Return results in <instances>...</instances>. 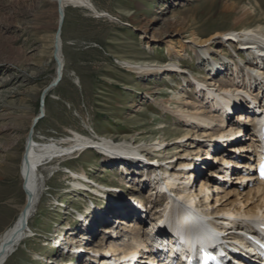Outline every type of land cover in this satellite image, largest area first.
<instances>
[{
  "label": "bare ground",
  "instance_id": "bare-ground-1",
  "mask_svg": "<svg viewBox=\"0 0 264 264\" xmlns=\"http://www.w3.org/2000/svg\"><path fill=\"white\" fill-rule=\"evenodd\" d=\"M38 1L14 0L10 10L21 6L26 12H9L7 18L44 31L54 30V69L51 82L43 90L45 103L64 77L62 30L66 10L81 8L114 18L98 11L91 0H47L45 10L35 12ZM254 4L236 0L224 6L234 24L210 35L193 28L186 37L175 38L179 32L169 31L171 21L179 25L182 19L164 21L168 35H156L158 39L146 42L145 48L152 46L150 42L170 37L166 63L116 62L117 67L141 75L142 80L163 75V86L155 99L158 123L151 131L157 132L156 137H147L142 131L115 139L82 129L61 138L36 140L35 128L47 115L45 106L32 117L19 167L25 203L13 224L0 235V264H6L34 235L31 221L49 190L48 183L62 172V184H67L63 189L67 191L61 194L64 201L56 208L68 222L55 231L50 245L58 250L48 249L46 264H162L166 253L157 247L170 249L176 244L174 235L183 242L175 251L179 254L185 241L205 239L207 234L203 233L211 226L226 235V240L238 243L242 234H254V228L264 225V184L256 181L250 154L258 141L249 132L251 118L264 103V11ZM7 7L2 5L0 12L9 10ZM151 24L152 20L138 23L143 34L150 32ZM9 48L6 58L14 64L13 48ZM7 69L0 77V112L14 107L7 99L30 81L27 73ZM165 75L170 77V88L163 81ZM91 129L96 131L93 126ZM90 151L95 155L92 161L100 160L105 173L111 166L112 171L106 173L110 181L96 179L101 172L94 170L88 159L82 160L86 169L60 165L67 159L68 163L81 159ZM114 171L118 173L111 174ZM209 236L217 237L213 233ZM150 241L154 247L148 246ZM238 244L241 250L243 244ZM56 252L60 260L53 259Z\"/></svg>",
  "mask_w": 264,
  "mask_h": 264
},
{
  "label": "rangeland",
  "instance_id": "rangeland-1",
  "mask_svg": "<svg viewBox=\"0 0 264 264\" xmlns=\"http://www.w3.org/2000/svg\"><path fill=\"white\" fill-rule=\"evenodd\" d=\"M32 1L34 0H27V3ZM46 1L36 2L35 12L44 11ZM91 1L98 11L107 12L114 20L109 15L100 17L86 9L70 7L66 10L62 30L64 77L44 103L43 90L51 82L54 69V30L44 31L41 27L11 21L7 18L10 13L23 15L26 12L25 7L16 6L11 11L9 7L14 0H0V7L3 5L9 8L0 12V77L5 76L9 68L16 74L27 73L30 79L28 84L19 88L17 94L7 99L9 105L14 107L0 112V235L13 224L25 203L19 167L26 150L31 119L41 112L43 106L47 115L35 128L36 140L61 138L67 132L82 129H86L87 134H101L115 139L140 135L142 131L147 137H156L157 132L151 131L156 129L158 123L156 115L159 112L155 99L163 86V75L153 74L149 80H142L141 75L122 70L117 67L116 62L143 60L154 64L166 63V49L170 37L159 42H150L152 46L147 45L145 48L146 42L152 38L168 35L165 33L164 21L172 20L173 17L182 19L179 25L171 21L173 24L169 27L171 33L179 32L175 36L179 39L186 37L187 32L193 28L205 35L219 30L225 31L232 27L234 19L223 8L236 0ZM249 1L257 4H254L259 7L257 10L264 11V0ZM242 2L246 3L248 0ZM148 20H152L150 32L143 34L138 23ZM10 46L16 59L14 64L9 63L6 58ZM31 73L36 77H32ZM168 77L169 75L163 77L166 88H170ZM140 124L144 125L139 126ZM83 159L90 160V164L95 166L94 170H100V177L96 179L101 183L110 181L106 178V173L112 171L111 166L106 167L109 170L105 173L100 160L96 163L92 161L95 159L92 151L87 152L81 159H73L72 164L67 159L60 162V165L86 169ZM115 173L118 171L111 174ZM63 177L64 172L48 183L49 190L42 195L39 211L31 221L34 235L23 242L19 251L6 264H46L44 260L50 253L48 249L51 247L58 250L50 242L57 234L55 231L66 226L68 222L67 216L63 217L57 212L59 208H56L64 201L61 194L67 191L63 189L67 186L62 184ZM157 248L160 250L161 247ZM162 248L160 251L165 252V248ZM58 255L56 252L53 259H59Z\"/></svg>",
  "mask_w": 264,
  "mask_h": 264
}]
</instances>
